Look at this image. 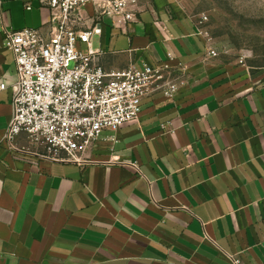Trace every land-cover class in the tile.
<instances>
[{
	"label": "crops",
	"instance_id": "1",
	"mask_svg": "<svg viewBox=\"0 0 264 264\" xmlns=\"http://www.w3.org/2000/svg\"><path fill=\"white\" fill-rule=\"evenodd\" d=\"M139 5L121 27L104 16L92 48L106 72L149 65L162 79L139 121L104 131L79 165L4 141L17 80L5 31L49 35L51 11L0 0V264H264V67L209 55L178 0ZM84 16L93 26L92 1Z\"/></svg>",
	"mask_w": 264,
	"mask_h": 264
},
{
	"label": "built area",
	"instance_id": "2",
	"mask_svg": "<svg viewBox=\"0 0 264 264\" xmlns=\"http://www.w3.org/2000/svg\"><path fill=\"white\" fill-rule=\"evenodd\" d=\"M38 1L51 11L49 35L38 29L5 31L3 46L14 55L17 80L4 141L15 152L82 165L104 131L139 121L142 101L162 79V69L145 65L143 70L106 72L98 63L100 52L92 48L93 38L103 33V17H113L120 27L133 22L139 0ZM90 1L96 16L88 27L84 11ZM82 44L89 47L87 54L81 51ZM208 53L218 56L210 42ZM6 88L0 85V90ZM177 89L176 83H170L166 94L171 96ZM23 133L29 147L20 148L16 141ZM231 259L240 264L237 257Z\"/></svg>",
	"mask_w": 264,
	"mask_h": 264
},
{
	"label": "rangeland",
	"instance_id": "3",
	"mask_svg": "<svg viewBox=\"0 0 264 264\" xmlns=\"http://www.w3.org/2000/svg\"><path fill=\"white\" fill-rule=\"evenodd\" d=\"M178 1L223 56L264 67V0Z\"/></svg>",
	"mask_w": 264,
	"mask_h": 264
}]
</instances>
